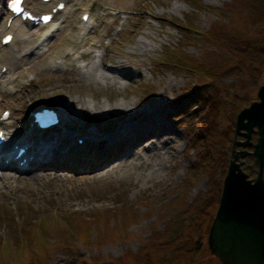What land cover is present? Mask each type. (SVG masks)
<instances>
[{
  "label": "rangeland",
  "instance_id": "1",
  "mask_svg": "<svg viewBox=\"0 0 264 264\" xmlns=\"http://www.w3.org/2000/svg\"><path fill=\"white\" fill-rule=\"evenodd\" d=\"M232 1L72 0L67 4L69 12L66 17L56 19L48 28L23 24L39 34L32 44L15 38L13 46L10 45L15 50L16 60L23 67L34 64L37 54L48 51L51 44H56L63 37L69 26H78L72 36L76 42L93 34L98 36L97 43L101 45L96 48L83 47L81 51L91 53V56L68 63L58 56L57 51H53L43 66L39 63L37 69L34 68L23 78L17 77L18 72L22 71L21 67L10 72L7 62L0 61L1 73L7 72V78L0 80V114L3 109H9L13 114V118L11 116L4 127L6 132H11L19 123L26 126L28 132L27 109L42 105L55 107V102L62 97L70 102L85 99L81 103L89 106L76 105L78 108L75 109H93L91 116L100 119L113 113L133 116L139 114L142 108L155 109L166 103L162 112L170 113L171 119L166 122L173 130L172 136L179 137V144L169 141L170 144L159 148L158 151L162 153L160 156H151L148 147L153 138H146L143 147L132 152L136 154L135 157L111 159L107 165L102 164L99 168H95V163L86 162L81 150L73 148L71 157H56L51 167L40 169L35 174L0 171V175L13 172L19 177L5 180L0 176V264H29L26 251L28 246H34V239L36 254L39 255L41 249L47 251L48 264H147L141 254L150 252V240L166 232L169 219H177L178 215L174 213L183 206V202L181 205L179 201L184 196V183L197 172L190 170L194 163L198 164L197 150L194 152L191 147L200 117L198 113H191L194 103L190 101L186 89L194 88L201 74L190 70L189 59L199 58L208 63L216 59L223 62L221 50L217 51L215 44L206 37L212 26H220L229 15H237L236 12L227 11L225 16L221 15L223 10L231 9ZM84 10L91 14L89 28H84L81 22ZM115 17H119V20L113 24L111 21ZM2 23L4 19L0 18V25ZM244 23L240 21L237 26ZM262 32L264 29L259 28L258 35L262 36ZM105 33L108 35L100 36ZM28 47L34 54L25 56L20 49ZM1 48L2 52H7L6 46L2 45ZM205 50L209 52L205 53ZM73 51L72 46H66L64 55ZM178 53L185 56L179 57ZM120 54L126 57L119 58ZM122 58L121 62L126 65L116 69L118 64L115 63ZM96 66H99L96 69L98 78H86L85 75ZM57 68L61 70L60 73L56 71ZM68 70L73 72L64 74ZM37 71L40 73L37 74ZM124 71L129 76L122 77L120 73ZM131 72L134 74L130 75ZM101 75L110 77L105 79ZM240 79L230 76L224 78L223 82ZM246 79L250 81V75ZM263 82L264 72L262 81L252 92L251 101L257 99V90ZM252 83L248 85L249 89ZM232 100H226L227 103L221 106V113L216 119L218 128L225 132L231 124L229 115L234 110ZM96 122L101 123V128L108 129V125L102 124V121ZM243 139L239 136V140ZM229 149L230 162L232 146ZM94 157L101 155L95 154L91 158ZM122 159H126L127 166L117 169ZM248 159L243 166L244 170L249 163ZM113 169L115 171L110 175L102 176ZM61 172L71 177L68 185H65L62 177L56 181L44 175ZM226 174L227 171L223 176L220 170L214 176L200 174L198 179L190 182V191L183 200L187 204L196 201L201 205L212 195L214 203L219 196L216 187L220 186L221 179L224 181ZM213 184L216 187L212 189ZM219 201L213 204V220ZM209 230L203 236L204 249L195 256V264H223L210 251ZM59 244L60 248L55 249ZM163 251L154 253V260L166 261L167 254L161 256ZM166 263L173 264L171 259ZM180 264L187 263L184 261Z\"/></svg>",
  "mask_w": 264,
  "mask_h": 264
},
{
  "label": "trees",
  "instance_id": "2",
  "mask_svg": "<svg viewBox=\"0 0 264 264\" xmlns=\"http://www.w3.org/2000/svg\"><path fill=\"white\" fill-rule=\"evenodd\" d=\"M226 11L228 13L236 12L237 15H229L224 23H220V26L218 24L212 26L207 31L208 36L206 37L211 40L213 45L215 44L217 51L218 49L221 50L223 62L216 59L209 63L200 61L199 58L191 57L189 59L190 70L201 74V79L196 86L186 89L188 97L191 101H194V109L191 113H198L200 117L198 130L194 132L192 137L193 145L191 147L192 151L197 150L198 164L194 163L190 170H196L197 172L184 183L186 184L183 190L184 196L179 201L181 205L183 202V206L174 213V215H178L177 219H169L166 232L158 234V238L151 239L149 243L152 244V247L148 248L150 252L141 254V258L143 256L146 258L147 264H164L169 259L173 264L184 263V261L187 264H195V256L204 249L203 236L208 233L212 224L215 209L213 204L216 205L217 201L220 200L223 180L221 179L220 186L217 185L216 187V184L212 186V189L216 187L219 193L214 203L211 200L212 195L207 197L205 203L201 205L196 201L187 204L183 198L187 195L188 190L190 191V182L192 183L198 179L200 174L205 173L214 176L216 171L220 170L221 174L225 175L230 156L229 148L232 146L231 142L235 132L236 116L251 101L253 90L262 81V73L264 72V34L262 36L258 35V29H264V0H233L231 9L223 10L221 15L225 16ZM240 21H245V23L237 26ZM230 25L234 26L230 28ZM207 52L209 51L205 50V53ZM178 54L179 57L185 56L184 54ZM247 75H250V81L246 79ZM230 76L241 77V79L229 83L223 82L224 78ZM251 82H253V86L249 89L248 85ZM229 98L233 99L232 106L234 110L229 115L230 128L225 132L218 128L216 119L219 117L218 114L221 113V106L225 105L226 100ZM253 138L255 141L257 140L256 135ZM248 158L249 163L245 166V171L250 178H253L257 175L258 166L252 156H248ZM187 176H189V173ZM206 203L207 205H205ZM170 217L172 216L168 218ZM71 235H75V233ZM45 243L48 245L47 240ZM159 243H161V247H158ZM32 245L34 246H28L26 251L29 264H48L49 255L47 251L41 249V251H38L39 255H37L35 251L36 239H34ZM54 248H60V244ZM162 251L164 254L161 256L167 254L166 261L154 260L155 255L153 254ZM83 264L115 263L86 262Z\"/></svg>",
  "mask_w": 264,
  "mask_h": 264
},
{
  "label": "bare ground",
  "instance_id": "3",
  "mask_svg": "<svg viewBox=\"0 0 264 264\" xmlns=\"http://www.w3.org/2000/svg\"><path fill=\"white\" fill-rule=\"evenodd\" d=\"M7 0H0V18L4 19V23L0 25V53L1 54V62H7V66L9 67L10 72H14L18 70L20 67L22 69L21 72H18L17 77H25L28 72H32L34 68H38L39 65L43 66V62H45L52 54L53 51H57L58 56L63 58L65 63H68L72 60H84L88 59L91 56V53L82 52L81 49L83 47H98V36L89 34L83 37L81 40L77 41L72 37L73 32L77 30L78 26H69L68 30L65 31L63 37L56 43L51 44L48 51L42 53L41 55L37 54V60L34 64H30L31 66L23 67L20 62L16 60L15 50L12 48V43L15 42L16 39H20L26 43H34L39 34L38 32L31 31L26 28L23 24H29L28 22H24L20 17H16L12 20L11 24L8 25L7 22L11 19L12 14L8 11L3 2ZM62 0H52V5L45 6L44 3L36 0H25L24 4L26 7L37 14L52 12L54 8L57 7L59 2ZM68 2L70 0H67ZM69 9L65 6V9L62 11H58L55 14V18L62 19L66 17ZM119 17H115L113 24L117 23ZM7 34H13V39L9 45L6 46L7 52H2V39ZM24 35H27L26 38H23ZM108 34L100 35L101 37H105ZM12 45V46H10ZM72 46L74 51L73 53H68L64 55L65 47ZM11 49V50H10ZM21 52L25 53V56L30 54H34L31 51V48L20 49ZM19 50V51H20ZM126 57L122 54L119 55V58ZM118 60L115 64H118V67L115 68H123L125 63L121 62L123 60ZM22 59V58H19ZM104 56L102 57V62L104 61ZM40 63V64H39ZM39 64V65H38ZM33 66V67H32ZM99 66L94 67L89 71V74L85 75L86 78L96 79L98 78L96 69ZM108 67V66H107ZM105 68V67H104ZM106 69V68H105ZM56 71L61 72L59 68ZM110 71V70H109ZM118 71V70H117ZM1 72V71H0ZM69 74V72H73V70L64 71ZM40 71H37L39 74ZM134 72H131L130 75H133ZM120 75L122 77L129 76L127 72H121ZM105 79H109V75H101ZM7 78V72L1 73L0 80ZM17 80V78H16ZM15 81V80H14ZM5 82V80L3 81ZM190 99V98H189ZM191 101V99H190ZM85 99H79V101H68L66 98L62 97L55 102V105L59 107L61 117H62V125L61 129L53 131L50 134H41L35 135L33 132H26V126L24 127L22 123H19L18 126H14L11 132H4L5 138L10 142L18 141L20 142L19 147L25 148L26 153L24 156L16 159H10V163L6 166L7 170H12L14 172H20L25 174H35L36 171L40 169H44L45 167H51V164L54 163L56 157L58 159L68 156L71 157V152H73V148L81 150L84 154L82 158L87 159L86 162L95 163V168H99L102 164H108V160L123 158L125 156L135 157L136 154L132 153L137 149H141L143 147V141L146 138H153L152 144L148 147L150 155L160 156L162 153L158 151L159 148H163L164 144H170L171 142H175V144H179V137L172 136L173 130L170 128V125L166 122V120L171 119V115L169 112H162L165 104L158 105L155 109L146 110L142 108L139 114L128 116L126 114H110L109 117H104L102 119L92 117L90 113L94 112L93 109H87L86 111H77L75 108L76 105H85ZM194 102V101H191ZM81 103V104H80ZM89 106V105H85ZM118 106V105H117ZM153 106V105H152ZM80 107V106H79ZM82 108V107H81ZM33 108H28L27 112H30ZM83 109V108H82ZM85 110V108L83 109ZM113 111V110H112ZM161 114L163 118L159 115ZM13 115V114H12ZM11 115V116H12ZM10 116V118H11ZM13 118V116H12ZM165 119V120H164ZM96 120L102 121V124L108 125L107 128H101L100 124L96 122ZM30 121H28V124ZM27 127L29 128V125ZM32 128H35V124H31ZM30 125V127H31ZM7 126V122H0V129H4ZM24 127V128H23ZM6 131V130H5ZM81 139L82 143L79 144L78 140ZM171 141V142H169ZM177 142V143H176ZM173 144H171V147ZM9 147V149H8ZM173 148V147H172ZM169 149H167L168 151ZM11 151V143L5 147V152ZM99 154L101 157L91 158L93 155ZM27 155V156H26ZM31 157V159H29ZM27 158V162L24 165H21V162ZM126 159L120 160L117 169L126 167L125 162ZM0 164L3 165L2 161ZM5 170V171H7ZM61 170V169H60ZM109 170L106 174H102V176L110 175L114 172ZM46 177H51L56 181H59L62 177L65 185H68L71 181V177L65 173H57V174H44ZM1 177L5 180H15L16 176L13 172H4ZM94 178L96 176H93ZM19 178V177H18ZM97 178V177H96Z\"/></svg>",
  "mask_w": 264,
  "mask_h": 264
},
{
  "label": "water",
  "instance_id": "4",
  "mask_svg": "<svg viewBox=\"0 0 264 264\" xmlns=\"http://www.w3.org/2000/svg\"><path fill=\"white\" fill-rule=\"evenodd\" d=\"M248 156L258 166L253 178L243 168ZM208 245L223 264H264V82L257 99L237 115L231 159Z\"/></svg>",
  "mask_w": 264,
  "mask_h": 264
},
{
  "label": "snow or ice",
  "instance_id": "5",
  "mask_svg": "<svg viewBox=\"0 0 264 264\" xmlns=\"http://www.w3.org/2000/svg\"><path fill=\"white\" fill-rule=\"evenodd\" d=\"M16 3H19V0H16ZM10 39V38H9Z\"/></svg>",
  "mask_w": 264,
  "mask_h": 264
}]
</instances>
